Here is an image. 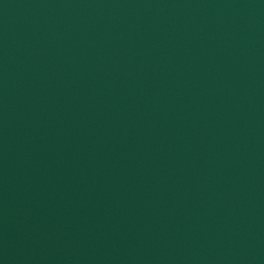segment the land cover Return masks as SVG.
Returning <instances> with one entry per match:
<instances>
[{
    "label": "water",
    "instance_id": "obj_1",
    "mask_svg": "<svg viewBox=\"0 0 264 264\" xmlns=\"http://www.w3.org/2000/svg\"><path fill=\"white\" fill-rule=\"evenodd\" d=\"M0 264H264V0H0Z\"/></svg>",
    "mask_w": 264,
    "mask_h": 264
}]
</instances>
